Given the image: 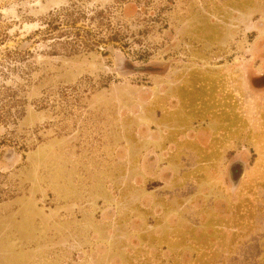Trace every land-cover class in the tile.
I'll return each instance as SVG.
<instances>
[{
  "label": "rangeland",
  "instance_id": "rangeland-1",
  "mask_svg": "<svg viewBox=\"0 0 264 264\" xmlns=\"http://www.w3.org/2000/svg\"><path fill=\"white\" fill-rule=\"evenodd\" d=\"M75 4L88 14L99 7L110 12L116 33L108 23L109 30L96 35L107 45L87 49L93 37H77L75 31L44 35L43 20ZM224 4L225 0H0V135L7 120L16 122L20 132L25 129L31 165L10 201L0 177V264H97L91 258L101 260L99 247L106 252L102 264H114L115 250L106 240L134 234L132 222L140 228L145 222L139 206L147 205L148 192L137 187L135 173L140 170L133 160L153 149V124L179 117L182 69L199 62L193 47L186 46L198 38L194 28L191 34L183 33L201 14L218 24ZM232 4L236 9L237 2ZM233 15L222 41L228 49L209 64L225 63L219 73L233 74L240 83L246 74L264 71L257 61L264 45V0H251L245 13L235 10ZM102 21L86 19L77 27L95 30ZM57 22L60 30H68ZM182 60L189 64L182 65ZM242 91L235 86L236 101ZM259 91L251 87L247 109L241 113L249 130L233 131L231 137L234 153L244 139L251 156L246 205L240 212L245 213L247 227L235 233L240 236L237 243L225 248L213 244L218 255L204 258L203 264H264V92ZM241 101L236 104L240 108ZM163 112L173 117L160 119ZM225 145V151H231ZM4 166L0 164V172L6 171ZM216 196L221 197L212 195L208 204ZM202 212L186 215L198 218ZM118 220L124 223L116 225Z\"/></svg>",
  "mask_w": 264,
  "mask_h": 264
},
{
  "label": "flooded vegetation",
  "instance_id": "flooded-vegetation-1",
  "mask_svg": "<svg viewBox=\"0 0 264 264\" xmlns=\"http://www.w3.org/2000/svg\"><path fill=\"white\" fill-rule=\"evenodd\" d=\"M233 1L225 0L219 13L221 18L216 19L218 24L208 22L206 16L201 14L196 16L192 21L193 25L183 33L191 34L190 31L194 28V34L198 38L195 44L186 46L188 49L189 46L193 47L199 62L195 68L182 69V107L179 109V117L173 118L171 123L153 124L150 128L153 149L148 148L144 155L133 160L132 164L140 170L136 172L138 174L135 173L137 187L144 186L148 192L147 205L139 206L145 217V222L140 220L141 228L144 226V229L140 228L139 223L132 222L129 228L134 234L126 237L112 235L106 240L115 250L114 264H203L204 258L218 255L213 250V244L216 248L229 247L240 237L235 233L247 227L245 213L240 212L241 207L246 205L245 187L250 176L251 156L245 152L247 148L244 139L240 149L234 153L232 146L235 142L231 137L233 131H247V121L245 117L242 118L241 113L247 109L251 87L264 92V71L246 74L240 83H235L233 74L226 71L219 73L217 70L225 63L210 65L218 60L219 51L228 49V45L222 41L228 34L233 12L237 10L238 13H245L251 3V0H235V9ZM215 10L219 11L218 5ZM106 12L105 8L99 7V11L93 9L88 14L78 5H71L50 13L43 20L46 28L42 32L47 35L51 31H75L77 37L82 34L84 37H93L87 49H91V46L99 49L100 45L107 44L100 41V38L96 39V35L107 32L108 23L112 28V15H109L110 12L106 15ZM92 18L94 22L103 20L95 30L77 27L78 22ZM57 21L68 30H60ZM68 22L69 25L66 24ZM111 28V33L115 34ZM2 40L0 38V43ZM44 40L48 41L46 38ZM109 41L117 42L114 39ZM89 42L86 40L85 44L88 45ZM261 52L257 61L264 64V45ZM188 61L182 60V65L189 64ZM204 67L210 69L205 70ZM235 86L243 90L237 101L234 96ZM240 99L241 108L236 105L240 104ZM25 108L23 106L20 110L24 113ZM165 116L171 118L172 115L167 112L159 114L160 119ZM4 124L7 128L0 135V164L5 165L6 171H1L0 177L3 179V186L9 191L10 201L11 194L25 180L31 165L26 157L25 129L20 132L21 130L16 129L17 123L8 120ZM246 131H243V137L246 135L249 141ZM224 143L226 147H231V151H225ZM142 178L145 182L141 183L139 179ZM218 194L221 197H214L212 203L208 204L209 198ZM236 197H239L237 203ZM200 211L203 212L198 218H188L186 215L191 213L194 216ZM114 218L115 215L110 220ZM119 222L120 225L124 223L118 220L116 225ZM247 237L249 241V236ZM97 238L93 236L92 239ZM98 250L101 260L92 256L91 261L102 264L101 255L106 252L103 253L100 247ZM119 257L124 261L120 262Z\"/></svg>",
  "mask_w": 264,
  "mask_h": 264
}]
</instances>
